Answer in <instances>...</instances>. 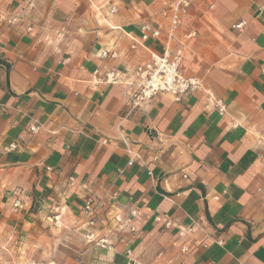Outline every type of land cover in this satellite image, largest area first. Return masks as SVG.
I'll use <instances>...</instances> for the list:
<instances>
[{
  "label": "crops",
  "instance_id": "1",
  "mask_svg": "<svg viewBox=\"0 0 264 264\" xmlns=\"http://www.w3.org/2000/svg\"><path fill=\"white\" fill-rule=\"evenodd\" d=\"M165 1L0 0V264H264V0H191L170 46L201 87L181 101L130 112L127 84L93 80L164 51ZM144 22L162 35L134 49Z\"/></svg>",
  "mask_w": 264,
  "mask_h": 264
},
{
  "label": "built area",
  "instance_id": "2",
  "mask_svg": "<svg viewBox=\"0 0 264 264\" xmlns=\"http://www.w3.org/2000/svg\"><path fill=\"white\" fill-rule=\"evenodd\" d=\"M36 0H27L30 4H33ZM112 1V0H103ZM191 0H173L165 1L161 13L164 17L170 19V26L167 30L168 41L165 44L164 51L158 52L156 50L149 49V60L139 66H137L135 79H128L127 76L119 71L115 70H101L95 69L93 80L95 83H106V84H127L128 94L127 103L130 106V112L142 107L144 104L150 102L158 94L166 93L173 97L175 101H181L182 98L190 93L197 91L201 87V81L196 76H186L181 72V66L185 57L186 44L184 41L180 42V46L175 50L171 49L170 41L176 37V32L182 24L183 16L188 12L191 7ZM116 7L111 8V12H115ZM3 17L0 14V18ZM14 18L10 22H16ZM246 21H240L235 24L234 27L238 29L244 28ZM196 31L192 30L186 34V39H191L196 35ZM162 35L161 26H154L152 22H144L141 25L140 39L136 40L132 44V48H136L137 45L145 46L146 41L149 39H158ZM102 58L112 57L117 58L119 52L116 50H104L100 53ZM214 105L221 114H224L227 109L225 101L221 98L214 99ZM40 128L39 125H30V130L36 132ZM17 145L12 144L11 147L15 148ZM130 155L129 164L132 165L141 156L137 152H133L130 148L128 149ZM116 194V193H115ZM96 211L97 204L94 199H89L84 203V212L89 216L87 227H94L96 224ZM140 212L137 209H131L129 211L130 217H137ZM56 223H59L60 215L56 214L53 216ZM156 221L160 222L163 220L161 216H155ZM172 222L166 220L165 226L170 227ZM86 226V225H85ZM135 227H132L134 230ZM191 227H180L182 232L192 230ZM86 239L89 242H95L97 246L107 251H114L115 244L108 237H98L93 230H89L86 235ZM127 254L130 255L131 251L127 250ZM27 264H57L54 259L50 260H35L31 259ZM134 261L131 259V263Z\"/></svg>",
  "mask_w": 264,
  "mask_h": 264
}]
</instances>
